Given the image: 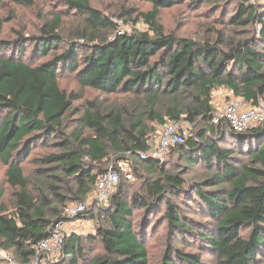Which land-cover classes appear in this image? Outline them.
Instances as JSON below:
<instances>
[{
    "label": "trees",
    "instance_id": "obj_1",
    "mask_svg": "<svg viewBox=\"0 0 264 264\" xmlns=\"http://www.w3.org/2000/svg\"><path fill=\"white\" fill-rule=\"evenodd\" d=\"M8 1L34 4L0 0V6ZM66 1L84 20L75 38L61 31L59 13L31 36L4 38L0 23V161L14 191L12 210L0 203V250L29 263L65 208L96 191L112 162L118 169V161L127 159L135 175L144 176L143 184L133 189L127 177L119 179L107 202L81 215L97 217L96 230L66 234L56 263L151 264L147 244L151 220L159 214L166 232L157 264H211L204 254L214 256L216 264H259L264 122L244 132L214 124L213 99L225 88L250 106L264 102V11L239 0L232 25L254 29L245 37L225 40L220 34L211 41L165 32L159 22L161 10L202 0H143L152 8L135 19L117 15L148 27L132 31L91 0ZM66 72L83 88L129 97L108 106L87 101L84 108H72L77 97L60 82ZM178 120L196 126L185 143L169 150L183 160L181 169L142 157L152 149L156 126ZM44 145L53 150L34 156ZM31 158L39 164L32 177L24 168ZM197 166L208 173L188 182L185 175ZM3 194L0 190V200ZM186 195L214 221L191 224L176 201ZM191 246L198 252L185 249Z\"/></svg>",
    "mask_w": 264,
    "mask_h": 264
},
{
    "label": "rangeland",
    "instance_id": "obj_2",
    "mask_svg": "<svg viewBox=\"0 0 264 264\" xmlns=\"http://www.w3.org/2000/svg\"><path fill=\"white\" fill-rule=\"evenodd\" d=\"M251 4L256 5L259 10L264 11V0H250ZM91 4L99 8L105 15H109L113 20L120 22L123 29L132 31L134 28L147 30L148 27L144 22L137 24L130 21L127 23L118 19L117 15H122L124 18L135 19L140 13L148 11L152 8V4L143 0H91ZM239 0H202L200 4H183L170 9L161 10L159 22L163 25L165 32H175L179 36H185L193 39H210L216 40L220 34L224 35V39L231 37H245L250 34L255 26H233L231 22V15L237 12L239 7ZM61 14L62 29L61 31L68 37H76V33L82 28L83 17L76 12L75 9L69 6L66 0H34L32 5H19L8 1L5 5L0 6V23L3 25L4 38H14L18 33L23 35L40 34L43 27L49 25L55 16ZM130 13L132 14L130 16ZM259 29L260 25H256ZM78 40V39H77ZM79 40L83 41L82 38ZM30 52V50H29ZM61 86L70 94H74L77 98L73 101L72 108H84L87 106V101L100 103L108 106L118 100H125L129 97L126 94L107 95L101 91L92 88H83L78 82L75 74L66 72L60 77ZM232 95L230 91L225 88L217 89L214 93V105L216 111L221 107L223 99ZM76 116L71 115V118ZM163 125L156 126L157 131L151 134L152 149L158 147L160 133ZM75 128V124L70 122V130ZM196 129L193 125L192 131ZM53 148L44 145L38 147L33 151L34 156H42ZM32 154V153H31ZM173 170L181 169L183 160L173 153H167L163 160H160ZM39 164L33 159L29 160L24 168L29 176L36 175V168ZM112 168L116 167V162H112ZM120 180L122 177H127L133 185V189L139 188L143 184L142 175H135L133 163L131 160H120L117 163ZM115 169V168H114ZM182 172V170H181ZM183 173V172H182ZM208 173L203 166L193 167L185 175L188 182H193L203 178ZM0 190L4 194L0 203L12 210L14 206V191L9 185L6 177V166L0 161ZM183 208L185 214L190 218V223L199 225L201 222H213L210 217L202 214L196 205L192 196L186 195L176 199ZM96 213V210L93 211ZM91 212V214H93ZM89 215V214H88ZM159 214L151 220L152 229L150 230L148 248L151 257V264H157L162 251L164 249V239L166 226L156 219ZM80 228L81 234L93 233L96 230L97 217L87 216L83 217L80 222H75ZM71 225V224H70ZM190 251L198 252L194 246L185 248ZM204 254V253H202ZM205 255V259H209L211 264H216V259L212 255ZM0 264H25L20 261L19 257L13 252L0 250ZM27 264H30L27 263ZM58 264V263H53ZM259 264H264V257L260 258Z\"/></svg>",
    "mask_w": 264,
    "mask_h": 264
},
{
    "label": "built area",
    "instance_id": "obj_3",
    "mask_svg": "<svg viewBox=\"0 0 264 264\" xmlns=\"http://www.w3.org/2000/svg\"><path fill=\"white\" fill-rule=\"evenodd\" d=\"M121 34V31H118ZM264 122V102L250 106L242 98L229 95L223 99L221 107L215 111L214 124H228L237 132H244L260 126ZM193 123L186 120L171 121L162 126L158 147L142 152V157L152 156L163 160L170 148L183 144L193 135ZM118 169L110 167L100 178L97 189L86 198L68 205L63 217L54 224L50 234L37 245V251L30 264H53L59 259L64 238L72 232L80 233L77 223L83 219L82 214L88 213L95 204L107 202L119 182ZM71 224V225H70Z\"/></svg>",
    "mask_w": 264,
    "mask_h": 264
}]
</instances>
